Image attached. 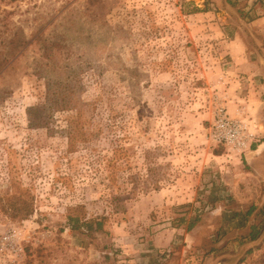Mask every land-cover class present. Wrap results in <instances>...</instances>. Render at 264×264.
<instances>
[{"label":"rangeland","instance_id":"374dc122","mask_svg":"<svg viewBox=\"0 0 264 264\" xmlns=\"http://www.w3.org/2000/svg\"><path fill=\"white\" fill-rule=\"evenodd\" d=\"M196 3L0 0V197L35 207L0 208V264H264V191L208 137L245 73Z\"/></svg>","mask_w":264,"mask_h":264},{"label":"crops","instance_id":"0c3cea01","mask_svg":"<svg viewBox=\"0 0 264 264\" xmlns=\"http://www.w3.org/2000/svg\"><path fill=\"white\" fill-rule=\"evenodd\" d=\"M243 1L244 4L250 3V6H246L244 13L240 12L238 15L234 0H212L214 4L196 0V5L206 6V10L200 13L201 16L214 15L217 26L213 30L224 40L220 42L219 50L231 56V63L236 71L246 75L242 74L240 80L234 81L236 85L243 84L244 87V91L239 96L236 95V100L239 101L236 109L246 105L250 112L249 119L260 124V132L244 153L243 163L247 169L244 172L242 169L239 178L247 181L251 179L255 184V191H264V0L257 3L252 0ZM209 5H215L217 12L209 15L212 12ZM237 179L238 177H234L233 181L236 182ZM175 260L176 257L168 264H175Z\"/></svg>","mask_w":264,"mask_h":264},{"label":"built area","instance_id":"2783aa9c","mask_svg":"<svg viewBox=\"0 0 264 264\" xmlns=\"http://www.w3.org/2000/svg\"><path fill=\"white\" fill-rule=\"evenodd\" d=\"M259 132V123L243 117H233L226 107L219 105L209 125L208 137L215 145L243 155Z\"/></svg>","mask_w":264,"mask_h":264},{"label":"trees","instance_id":"16d2710c","mask_svg":"<svg viewBox=\"0 0 264 264\" xmlns=\"http://www.w3.org/2000/svg\"><path fill=\"white\" fill-rule=\"evenodd\" d=\"M0 208L6 215L13 219H26L35 211L34 198L32 197V195L27 194V192L14 194L7 202H3L2 197H0ZM252 211L253 207L248 211V214H251ZM67 218L72 229H85V232L88 234H91L93 231H100L104 226L103 217H93L91 219H88L84 216L83 218H81L79 215L69 212ZM198 221V216L191 220L188 225V230H191ZM251 228V237L252 239H256L259 231L257 230L256 226H252Z\"/></svg>","mask_w":264,"mask_h":264}]
</instances>
